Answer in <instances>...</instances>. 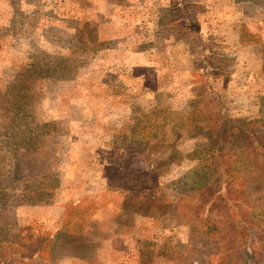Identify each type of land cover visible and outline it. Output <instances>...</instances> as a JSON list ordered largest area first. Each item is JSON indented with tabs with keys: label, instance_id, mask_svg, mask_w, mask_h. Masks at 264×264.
Segmentation results:
<instances>
[{
	"label": "rangeland",
	"instance_id": "rangeland-1",
	"mask_svg": "<svg viewBox=\"0 0 264 264\" xmlns=\"http://www.w3.org/2000/svg\"><path fill=\"white\" fill-rule=\"evenodd\" d=\"M0 264H264V0H0Z\"/></svg>",
	"mask_w": 264,
	"mask_h": 264
},
{
	"label": "trees",
	"instance_id": "trees-1",
	"mask_svg": "<svg viewBox=\"0 0 264 264\" xmlns=\"http://www.w3.org/2000/svg\"><path fill=\"white\" fill-rule=\"evenodd\" d=\"M220 119H221V116H220ZM220 122V125H224V124H226L225 122L226 121H219ZM236 132H239V130H236ZM246 132L247 131H244L243 133H242V135L243 136H245L246 135ZM212 135H215V138H218V140H223L224 139V136L226 135V132L225 131H223V129L222 128H214L213 129V132H212ZM250 135V133L248 134V136ZM212 138V137H211Z\"/></svg>",
	"mask_w": 264,
	"mask_h": 264
}]
</instances>
